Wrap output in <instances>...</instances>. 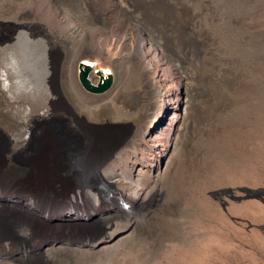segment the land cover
I'll list each match as a JSON object with an SVG mask.
<instances>
[{
  "label": "bare ground",
  "instance_id": "bare-ground-1",
  "mask_svg": "<svg viewBox=\"0 0 264 264\" xmlns=\"http://www.w3.org/2000/svg\"><path fill=\"white\" fill-rule=\"evenodd\" d=\"M101 1L0 0V19H6L8 23L0 22V37L7 34L13 41L0 48V52L16 46L20 38L27 35L41 48L44 57L41 62L43 76L49 86V94L34 97L35 104L32 107L11 92L14 87L11 72L3 68V76L10 84L12 97L2 90L0 83L1 128H8L13 119L22 120L29 112H37L34 105L44 98L49 105L39 110H45L50 116L60 110L64 114L66 129L64 137L53 130L45 132L40 137L34 156L28 161L27 181L21 182L16 188L4 187L0 193V207L14 201L26 213L23 219L11 225L2 216L6 213L3 208V214L0 215V255H17L22 247L2 229L13 226L16 233L28 232L29 218L40 225L44 223L43 218H49L54 228L28 243L32 253L42 250L50 241L70 244L81 241L84 235L75 222L101 223L106 229L123 223H143L144 216L140 215L142 208L148 200L156 198L159 201L163 191L158 179L149 193L144 195L149 186V170L155 167L156 157L162 153L159 128L163 124L160 118L167 117L171 109L179 104L184 113L197 107L195 115H199L204 109V96L216 83L214 79L230 71L221 64V60L228 61L229 57H233L235 43L219 29L222 21L217 0H117L116 6L121 11L118 16H114L111 11L105 12L101 8ZM29 2L44 21H52L54 25L41 33H33L29 29V15L12 21L11 14L24 11L25 3ZM182 4L197 7L198 22L193 18L197 22L193 26L201 36L200 41L177 16L178 9L185 13ZM52 15L62 18L55 19ZM104 17L126 22L129 38L121 36V26L114 27ZM134 28L151 49L149 61L141 56L142 46L139 36L133 32ZM129 41L133 42V46H129ZM55 52L63 57L61 63L54 62ZM102 54L111 60L116 72L115 83L107 95H92L85 88L95 93L105 92L111 87L112 78L102 83L105 78L101 77L100 85L93 86L88 79L91 67L86 65V70L82 71L85 62L81 64V61ZM161 63L172 65L183 78L182 102L172 91L170 78ZM54 77L59 81L56 86H52ZM174 77L178 78L175 73ZM92 82L96 84L98 80L92 77ZM58 102L62 103L60 107H52ZM153 112L158 115L153 116ZM142 122L144 126H139ZM131 128L135 129L132 136L129 135ZM121 130L126 135L119 142L114 141V132ZM8 135L13 147L21 149L29 132ZM153 143L157 145L153 146ZM60 155L63 157L61 166ZM172 159L171 155L164 158L166 172ZM12 167L11 156L0 161V185L7 179L5 172ZM160 170L164 174L163 169ZM182 182L188 184L185 177ZM122 202L130 206L133 218L121 206ZM156 211L159 213L158 209ZM62 219L67 222L64 223ZM138 231L136 227L131 235L144 238L146 233ZM6 242L9 245L5 246ZM142 244L143 241H140L134 245L140 247ZM53 249L49 248L46 254L51 256ZM115 262L139 264L131 246Z\"/></svg>",
  "mask_w": 264,
  "mask_h": 264
},
{
  "label": "rangeland",
  "instance_id": "rangeland-1",
  "mask_svg": "<svg viewBox=\"0 0 264 264\" xmlns=\"http://www.w3.org/2000/svg\"><path fill=\"white\" fill-rule=\"evenodd\" d=\"M116 1L103 0L101 8L118 16L121 11ZM216 2L222 21L219 29L235 43L233 57H229L228 61L221 60V64L230 71L215 77L217 87L214 85L207 91L203 98L204 109L199 115H195L197 107L184 113L179 104L171 109L167 117L160 118L163 124L159 128L162 153L156 157L155 167L149 170V186L144 195L149 193L158 179L163 191L159 201L156 198L148 200L142 208L140 215L144 216L143 223H123L106 229L101 223L75 222L84 235L81 241L74 244L50 241L44 245L45 248L32 253L28 243L54 228L49 218H43V225L29 218L28 232L16 233L13 226L2 229L22 247L17 255H0V264H118L116 258L126 254L129 246L139 264H264V0ZM24 6V11L11 14L12 21L29 15V29L33 33H41L54 25L52 21H44L30 2ZM182 9L185 13L178 9L177 16L200 41V34L194 30L198 22L197 7L182 4ZM52 17L62 18L60 15ZM105 20L116 28L121 26V36L129 38L126 22L115 18ZM0 22L8 25L6 19H0ZM133 32L139 36L141 56L149 61V45H146L139 31L134 28ZM101 40L104 41V38ZM12 43L10 35L0 37V48ZM128 44L133 46L131 41ZM156 55L161 59L158 52ZM53 57L55 63L63 61L58 52ZM42 61L44 57L39 45L23 35L16 46L0 52L2 90L12 97L10 84L3 76L5 68L11 72L14 82L11 92L20 101L33 107L34 97L49 94ZM82 63L85 67L82 71L86 70V65L91 67L88 79L93 86L100 85L101 77L105 78L102 83L112 78L111 87L102 93L89 91L83 85L89 94L107 95L115 83L116 72L111 60L102 54L84 59ZM161 64L170 78L172 91L182 102L183 78L172 65ZM92 77L98 80L96 84L92 82ZM58 84L57 77H54L52 86ZM48 105L46 99L42 98L40 103L34 105L37 112H29L22 120L13 119L8 128L0 126V161L8 156L13 160V167L5 172L7 179L0 185V193L4 187L16 188L21 182L27 181L28 161L34 156L45 132L53 130L62 137L66 136L64 114L60 110L52 116L46 114L45 110H39ZM61 105L58 102L52 107ZM152 115L158 113L153 112ZM139 126H144V123ZM25 131L29 132V136H26L24 147L15 149L8 133L18 135ZM134 132L135 129L131 128L129 135L132 136ZM125 135L126 132L122 130L115 131L114 141L119 142ZM156 145L153 143V146ZM170 155L173 159L166 172L164 158ZM62 158L60 155L59 166L63 165ZM160 169H163L164 174H161ZM183 177L188 181L187 185L183 184ZM121 206L133 218L130 206L124 202ZM3 208L6 210L4 215ZM25 214L14 201L0 207V215L11 225L23 219ZM136 227L138 232L142 230L146 233L144 238L131 235ZM140 241L143 244L136 247L134 244ZM49 248H54L51 256L46 254Z\"/></svg>",
  "mask_w": 264,
  "mask_h": 264
}]
</instances>
